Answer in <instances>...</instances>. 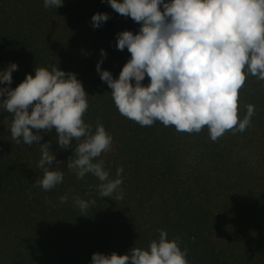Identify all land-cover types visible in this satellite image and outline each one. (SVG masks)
I'll return each instance as SVG.
<instances>
[{
	"label": "trees",
	"instance_id": "16d2710c",
	"mask_svg": "<svg viewBox=\"0 0 264 264\" xmlns=\"http://www.w3.org/2000/svg\"><path fill=\"white\" fill-rule=\"evenodd\" d=\"M96 13L110 16L99 28L91 24ZM139 28L107 0H63L56 9L44 0H0V71L18 66L12 84L0 87L14 89L36 67L76 74L89 96L85 123L95 131L99 121L113 137L98 159L111 179L123 167V199L101 197L96 177L77 179L67 169L71 147L60 149L54 130L44 132L40 143L52 142L64 172L62 183L44 191L34 186L42 177L40 145L17 144L12 116L0 108V264H91L94 253L146 249L159 229L180 238L189 264H264V81L248 76L240 90L239 116L255 106L243 133L213 142L206 127L192 134L159 121L141 127L119 113L96 71L103 59L101 69L117 79L131 58L117 49V34ZM77 196L95 204L82 212Z\"/></svg>",
	"mask_w": 264,
	"mask_h": 264
},
{
	"label": "clouds",
	"instance_id": "9594fccd",
	"mask_svg": "<svg viewBox=\"0 0 264 264\" xmlns=\"http://www.w3.org/2000/svg\"><path fill=\"white\" fill-rule=\"evenodd\" d=\"M104 2V0H101ZM119 15L140 25L139 31L117 34L116 47L130 53L117 79L101 69L100 79L112 90L119 113L141 127L161 122L177 132L200 133L205 127L215 142L226 132L243 133L251 126L255 106L247 105L239 116V93L248 76L264 81V0H107ZM63 6V0H44L45 8ZM110 19L107 13L91 17L93 28ZM101 57H106L102 49ZM15 63L0 71V85L12 84ZM14 89L0 87V108L11 114V138L32 146L40 145L37 167L42 177L34 186L49 191L63 182L61 161L50 150L51 141L40 143L41 133L55 132L60 149H72L67 169L77 179L91 174L100 184L101 197L123 199V167L111 179L104 161L98 159L112 148L113 137L97 121L95 131L85 123L88 94L76 74L36 67ZM149 78L147 85L142 82ZM35 130V132H34ZM73 141L76 142L73 150ZM55 163V167L53 164ZM93 186H90V188ZM84 212L95 200L74 197ZM46 202L47 198H45ZM68 196L59 197L60 204ZM158 239L146 249L133 247L127 254L94 253L91 264H189L188 249L179 237L168 238L159 229Z\"/></svg>",
	"mask_w": 264,
	"mask_h": 264
}]
</instances>
